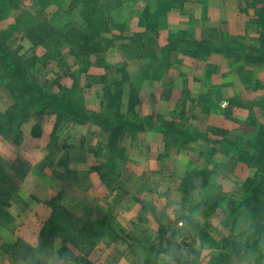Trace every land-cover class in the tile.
Instances as JSON below:
<instances>
[{
  "label": "rangeland",
  "instance_id": "374dc122",
  "mask_svg": "<svg viewBox=\"0 0 264 264\" xmlns=\"http://www.w3.org/2000/svg\"><path fill=\"white\" fill-rule=\"evenodd\" d=\"M83 1L12 0V5L18 6V9L11 8L0 16V33L16 25L17 18L23 16L26 19L23 22L25 33L20 32L14 38H9V46L22 60L36 58L35 66L27 67L29 76L46 82L52 92H58L61 88L70 89L74 82L87 110L112 117L115 110L103 106L104 96L108 91L114 101L118 100L120 115L126 116L130 121H144L141 131L124 140L125 159L117 161L118 176H108L105 179H108V186L113 185V189L111 195L98 200L99 213L94 212L96 208H86L83 213L87 211L88 214L85 213L80 219L75 217L76 230L92 229L105 236L101 240L94 237L85 238L78 244L81 249L86 248L85 251L89 250L90 244L94 245L92 248L96 247V252L92 250L96 255L92 258L102 257L107 245L120 240L133 248L135 264H178L176 259L188 264H207L212 256L218 254L217 244L222 239L236 242L245 240L239 236L241 232L248 231L251 225L245 202L255 185L264 186V165L249 167L236 160L235 156L225 155L220 145L222 140L227 139L235 142L239 148H243L245 144L247 147L252 146L256 159L263 160L264 64L243 59L235 60L229 54H214L219 55L220 63H212L219 68L216 70L215 66L212 67L215 69L213 79L207 77L214 73L211 68L206 72V68L201 71V75L207 74L206 78L199 77V82L204 86H209L208 82H214L210 87L213 91L207 94L205 108L197 104L198 109H189L193 107V103L195 105L199 102L192 99L191 106L186 104L188 107L182 110L175 99L180 97L179 103L184 99L186 102V96L179 93L181 90L185 92L184 90L194 86V83L182 79V69L177 70L179 64L175 61L170 63L174 53L179 52L167 51L169 35L182 32L185 37L189 36L199 42L209 41L212 44L226 43L233 38L238 41L243 39L242 42L246 46L244 52H250V47H257L260 39L264 38V27L260 23H254L257 19L254 8H261L264 0H174L172 5L169 0H125L116 10L95 7V12L100 16L105 10L106 14H103L102 18L108 22V26L91 22L90 18H94V15L90 13L94 8L91 7L88 15H84L81 12ZM96 2L102 4L100 0ZM166 13L172 14L167 16ZM156 16L161 18L156 23L157 35L146 37L145 23ZM170 20L171 24L168 22ZM28 26L32 28L30 36L27 35L30 29ZM89 27L102 29L101 33L91 34ZM46 28L59 31L62 29L63 32L76 30L72 34L74 39L67 42L64 39L58 40L61 53L59 59L52 55L53 52L45 39L47 34L41 30L47 31ZM166 32L168 36L164 40ZM91 35L105 38L101 44L102 50L91 54L82 53V56L78 51L80 60H76L74 42L80 46L99 42L98 37L94 40L88 38ZM136 36H139V41ZM131 39L136 40L135 43L138 41L144 58L132 61L124 59L121 44H126ZM65 67L73 73L72 77L64 72ZM91 70H97L93 73L97 75H93ZM238 70L242 76L237 74ZM101 73L104 75H100ZM235 73L239 79L235 77ZM102 76L108 78L104 79ZM219 76L227 83L230 80L232 82L225 86ZM247 76L251 82L247 81L249 90H246L248 94L245 95L236 89L242 85L239 83L242 77ZM257 82H260L259 88L254 87ZM5 83L7 82L0 84L1 113L13 109L15 105V100L4 86ZM218 86L225 87H220L219 93L216 94ZM223 103L226 105L221 108ZM211 111L212 114L218 115L220 123H223L227 130H218L214 126L200 128L205 122L193 118L195 112H199L202 117L210 115ZM41 116L45 118H42V121L39 119ZM41 116H31L20 129L22 135L25 125L31 129L34 126L39 127L37 134L40 136L31 137L33 140L42 141L35 148L36 154L43 157L41 161L34 163L37 164L36 171L50 174L52 168H67L69 151L73 147L84 145L82 150L92 155L89 149L97 143L102 146L106 143L108 133L99 127L89 124L78 126L65 119L56 126L55 115ZM173 117L182 130L200 133L205 139L183 146L174 141L175 137H164L158 127L164 122H171ZM50 118L54 122H51ZM66 121L70 126L60 137L58 128ZM40 122L44 125L41 126ZM240 122H243L242 126L235 128ZM223 131H227V135H221ZM54 138L57 140L54 141ZM17 140L14 135L8 139L16 146L21 136L18 142ZM99 162L97 160V167ZM257 170V181L249 185L247 180L255 177ZM188 172H196L190 180L193 185L190 191L181 189ZM29 185H26L28 189L35 184ZM71 185L73 184H69ZM87 185L85 182L83 188ZM26 193L37 195L40 192L27 190ZM59 195L60 193L57 197ZM110 200L112 203L109 204ZM52 211L51 207V213ZM98 221L103 224L97 226ZM45 223L37 222L40 226L36 232L41 230ZM262 242L261 250L264 252V237ZM38 244L39 236L37 247ZM6 245L8 243L0 239V264H26L22 261L24 250L16 263L10 262L7 259L8 253H4L7 252ZM53 245L55 250L59 251L75 247L71 242L63 243L60 239H56ZM152 246L165 253L155 256L154 253L142 249ZM76 249L78 253L75 251V255L81 258V251L78 247L74 248ZM138 255L142 256L141 259Z\"/></svg>",
  "mask_w": 264,
  "mask_h": 264
},
{
  "label": "trees",
  "instance_id": "16d2710c",
  "mask_svg": "<svg viewBox=\"0 0 264 264\" xmlns=\"http://www.w3.org/2000/svg\"><path fill=\"white\" fill-rule=\"evenodd\" d=\"M97 0H84V7L81 12L84 15H88L91 7L94 8L91 10L90 14L94 15V18H90L91 22H97V25H107L108 22H105L102 18L103 14H106L105 10L101 12V16L95 12V7L100 6L103 8H109L111 10H116L119 8L120 4L125 0H100L102 4L96 2ZM169 2L174 4V0H169ZM255 7V6H254ZM14 8L18 9V6L12 5V0H0V16L7 13L9 9ZM257 19L254 23H260L264 27V4L261 8H254ZM159 16L152 17V20H147L145 23V36H156L157 22L160 20ZM24 17L21 16L17 18V24L10 26L8 29L0 33V84L4 81L5 88L9 92L12 99L15 100V105L13 109L1 113L0 112V136L8 140L10 136H15L20 140L21 136V126L26 123L31 116L38 117L41 115H55L56 117V126L60 123L61 120L65 119L72 122L75 125H92L95 127L101 128L103 131L108 133L107 140L105 145L97 143V145L91 149L92 156L100 161L98 167L93 168V171L96 172L101 179H106L108 176L117 177V161L124 160L126 149L123 147L124 140L128 136H134L143 128L144 121L136 120L130 121L126 116L119 114V104L118 100L111 97L110 92L106 91L103 104L104 107H112L115 110V113L111 116L106 115L105 113H95L89 111L85 108L84 101L80 96V91L78 90L76 83L73 82V86L70 89L61 88L58 92H52L50 86L46 82L37 80L33 76H29L28 66L31 68L35 66V59L32 60H22L21 57L17 55L15 51L10 49L9 38H14L18 33H25L23 31V22ZM152 21V22H151ZM33 27V26H32ZM28 30V36L31 34ZM41 28V27H40ZM43 32H46V40L48 45L53 52L52 55L59 59L61 53L59 52V41L74 39L73 32L75 29H70L65 32L58 29H49L47 31L41 29ZM102 29H94L89 27L90 33L99 34ZM180 34H170L169 35V45L167 46V51H178L180 54L187 56L189 58H208L211 54H229L235 60L248 61L251 63H262L264 64V38L260 39L259 45L257 47H250V52H244L245 45L242 42L243 39L238 41L233 38L226 43L212 44L209 41H196L191 37L183 36L184 33L179 32ZM98 37L97 43H90L88 45H79L76 41L75 50L76 60H80V55L82 53H97L102 50L101 44L105 38L102 36L91 35V38ZM139 41V36H136ZM235 39V40H234ZM15 40V39H14ZM13 40V41H14ZM45 40V41H46ZM56 40V41H55ZM41 41V40H40ZM49 41V42H48ZM130 40L126 44H121V53L124 56L126 61L140 60L145 57L142 52L141 46L138 45L136 40ZM109 43L111 41H108ZM74 43L71 44L73 47ZM137 45V46H136ZM18 48V46H16ZM72 51V50H71ZM78 51L80 55L78 54ZM96 55V54H95ZM94 59V58H93ZM167 62V56L164 57ZM89 61V60H88ZM97 61V60H95ZM28 63V64H27ZM89 62H87L88 64ZM64 72L73 76V73L65 67ZM238 75H241V72L237 71ZM242 76V75H241ZM104 79H107L108 76H104ZM76 79V78H74ZM250 83V78L242 77V85L245 87V90H249L247 87L248 82ZM255 88L260 87V82H257L254 86ZM253 87V88H254ZM106 89V88H105ZM119 97V96H118ZM113 100V102H112ZM134 100V98H133ZM131 100V101H133ZM132 106L134 103L131 104ZM173 117L171 122H164L162 126L158 127V131L164 136H172L175 142L180 143L185 146L189 143H196L198 141L204 140V135L200 133H190L189 131L182 130L177 124V121H174ZM39 130L38 126H34L31 129V136L38 138L37 131ZM221 135H227V131L221 132ZM57 139L54 138V141ZM250 144V143H248ZM223 153L225 155H233L236 160L246 164L249 167H254L255 165L261 167L264 165V156L262 161H259L255 157V150L252 146L239 148L235 142H230L227 139H224L220 143ZM258 150V149H257ZM66 161V160H65ZM68 162V161H67ZM66 162V163H67ZM65 165V164H64ZM104 172V173H103ZM69 175V172H65ZM196 175V172H188L181 186L183 190L190 191L193 189V185L190 183V180ZM259 175V171L254 174L255 177L248 179L247 182L249 185H252ZM53 177L56 179L64 180L62 174H57L53 172ZM257 177V178H256ZM186 191H183L186 193ZM251 195L247 198L245 202V207L248 213V216L251 219V225L248 231L241 232L239 236L244 241L236 242L230 239H222L218 245V254L212 256L207 264H247L252 262L253 264H264V252L261 250L262 239L264 237V186L255 185L254 189L251 191ZM61 195H59L55 200L52 201V204L59 203ZM57 205H52L53 211L50 215L47 222L43 225L39 233V244L36 249L30 247L28 244L22 242L21 240L16 241L14 244L6 245L8 253V260L12 263H16L17 260L21 257L20 254L22 250L25 251V255L22 257V261L26 264H40V257L43 252L53 246V242L56 239H60L63 243L71 242L75 247L80 248L79 242L85 238L94 237L96 240H101L105 235L98 233L94 230H86L82 228L76 230V218L74 215L69 213L65 208ZM103 224V222H97V226ZM71 237V238H70ZM118 239V238H116ZM94 246V245H93ZM92 244L89 245L88 249H91ZM132 248V247H131ZM10 249V250H8ZM81 249V248H80ZM133 249V248H132ZM145 251L154 253L155 256L160 253H165V251H160L159 248L149 247L142 248ZM65 251L66 249L63 248ZM68 255H70L68 253ZM140 255V254H139ZM138 258L141 259L142 256ZM71 256V255H70ZM32 258V260L30 258ZM176 259L178 264H188L183 260Z\"/></svg>",
  "mask_w": 264,
  "mask_h": 264
},
{
  "label": "crops",
  "instance_id": "0c3cea01",
  "mask_svg": "<svg viewBox=\"0 0 264 264\" xmlns=\"http://www.w3.org/2000/svg\"><path fill=\"white\" fill-rule=\"evenodd\" d=\"M171 14L172 13H166L167 16ZM168 22L171 24V20ZM167 36L168 34L166 32V37L163 36L164 40L165 38L167 39ZM218 56L219 55L211 54L208 58L193 59L176 52L174 53L173 58H170L171 64L173 61H175L176 64H179L177 70L180 71L182 69V79L184 81L190 80L194 83V86L187 90L185 89V92H182L181 90L179 93V95L186 96V102L184 99L179 103L180 97L175 99V101H178V104H180L182 110H186L188 107L186 104L191 106L193 103L192 99L198 100L199 102H196L195 105L193 103V107H189V109H198L199 106L205 108L208 98L207 94L213 91H211L210 87L214 82H208L209 86H204L202 82H199V77L202 76L201 78H206L207 74L204 73L201 75V71L203 72L204 68H206L205 72L208 71L209 68L213 69L212 72L215 71V69L212 68L215 65L212 63H220ZM215 67L216 70L219 69L218 66ZM183 68H186V70H183ZM96 71L91 70L90 72L93 74ZM100 75L104 74L101 73ZM214 75L215 72L210 74V77H207L208 79H213ZM234 75L238 78L236 73ZM194 78H196V80ZM219 78L221 77L219 76ZM230 82L232 81L230 80ZM230 82L227 83L221 78V83L225 86ZM239 83L241 84V82ZM225 86H218L219 88H217L216 94L219 93L220 87ZM238 89L241 94H248L243 85H240V87L236 89L237 92ZM224 103L221 104V108L222 106L225 107L226 104ZM215 115L216 114H212L211 111L210 115L201 117L199 112H195L193 118H199V120L201 119L205 122V125L200 126L201 129H207L210 126H214L218 128V130H227L228 128L223 123H220L221 120L217 117L218 115ZM42 118L44 117L41 116L39 119L41 120ZM50 121L54 122L51 118ZM38 122H36V124ZM242 123L243 122H240L238 123L239 125L234 127L240 128ZM40 124L41 126L44 125L43 122H40ZM69 126V122H64L58 128V136L62 137ZM44 128H46V126ZM51 129L47 130L50 131ZM31 137V128L27 127V125L22 129L21 140L17 146L0 136V239L4 240L10 246L16 241L22 240L30 247L35 248L37 247V238L40 233V230L36 232L40 226L37 222L45 223L49 219L52 214V205H57L52 204V201L57 198V194L60 193L61 195L58 205L80 219L83 218L85 213H87V211H84L85 213H83V210L86 208H96L94 212L99 213L100 202L98 200L102 197L111 195L110 193L113 189V185L108 186V179H101L99 175L93 171V167H97V159L90 155L88 151H85L84 149L82 150L84 145L82 147L75 146L69 151L68 167H63V169L59 168L62 171L54 170V168H52L53 170L50 174L44 171H36L35 167L37 164L34 165V163L36 161H41L43 158L35 152V148H37L41 140H33ZM81 138H79V140H81ZM35 158H37V160H34ZM53 172L62 174L64 177L68 176V178L66 177L64 180L56 179L53 177ZM65 172H69V175L67 173L65 175ZM85 182H87L88 185L86 188H83ZM110 182L112 183L111 180ZM27 184L35 185L28 189L29 187L26 186ZM69 184L73 185L69 186ZM27 190H36L40 193L37 195H33L32 193L28 195V193H26ZM110 202L111 200L109 201V204ZM112 242L113 243L110 245L106 244L107 247L104 248L102 257H95L96 259L92 258L96 255L93 253L92 249L95 250L96 247L91 248L88 251H85L86 248L84 250L79 248V251H81L80 253L82 254V257L79 258L78 255H75L76 252L78 253L77 249L74 250L75 247L70 250L59 251L55 250L53 245L43 252L40 257V264H135L133 249H131L129 245L120 240ZM68 253L71 256L68 255ZM63 254L67 255L65 256Z\"/></svg>",
  "mask_w": 264,
  "mask_h": 264
},
{
  "label": "built area",
  "instance_id": "2783aa9c",
  "mask_svg": "<svg viewBox=\"0 0 264 264\" xmlns=\"http://www.w3.org/2000/svg\"><path fill=\"white\" fill-rule=\"evenodd\" d=\"M181 225V224H180Z\"/></svg>",
  "mask_w": 264,
  "mask_h": 264
}]
</instances>
